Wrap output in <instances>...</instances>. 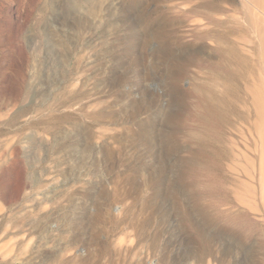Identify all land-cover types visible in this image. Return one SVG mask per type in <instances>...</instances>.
I'll return each mask as SVG.
<instances>
[{"label":"rangeland","instance_id":"rangeland-1","mask_svg":"<svg viewBox=\"0 0 264 264\" xmlns=\"http://www.w3.org/2000/svg\"><path fill=\"white\" fill-rule=\"evenodd\" d=\"M0 264H264V0H0Z\"/></svg>","mask_w":264,"mask_h":264},{"label":"bare ground","instance_id":"bare-ground-1","mask_svg":"<svg viewBox=\"0 0 264 264\" xmlns=\"http://www.w3.org/2000/svg\"><path fill=\"white\" fill-rule=\"evenodd\" d=\"M167 2L169 1V0H166ZM171 2L172 1H175V0H170ZM181 1H186V0H181ZM224 0H212V2H214V3H221V2H223ZM214 6V5H213ZM215 8H216V6H215ZM217 9V8H216ZM223 40V39H222ZM85 42V41H84ZM91 42V41H90ZM87 45V44H86ZM86 49V48H85ZM233 79V78H232ZM76 161V160H75ZM134 162V161H133ZM73 172V171H72ZM68 203V202H67ZM68 205V204H67ZM72 216V215H71ZM56 222V221H55ZM74 224V223H73ZM43 225V224H42ZM41 225V226H42ZM37 227H39L40 228V225L39 226H37ZM39 228H37V230L39 229ZM46 228V227H45ZM44 228V226H43V229L42 230H40V231H46V229ZM52 229V228H51ZM36 230V229H35ZM55 230V229H54ZM54 230H52V231H54ZM47 231H48V226H47ZM46 231V232H47ZM72 232H74V231H72ZM39 233V232H38ZM45 233V232H44ZM41 234V233H40ZM74 234H76V233H74ZM57 236V235H56ZM42 237H44V234H43V236H41L40 238L42 239ZM71 237V236H70ZM60 238V237H59ZM72 239H71V241L73 240V242L71 243L70 241H68V246L67 247H64V245H63V247L64 248H67V249H71V250H74V247H75V244H74V240H75V238H77L75 235L74 236H72L71 237ZM65 239V238H64ZM60 240V239H59ZM62 240V239H61ZM63 242H65V240L63 241ZM67 243V242H66ZM65 243V244H66ZM70 243V244H69ZM66 246V245H65ZM62 247V248H63ZM34 258V257H33Z\"/></svg>","mask_w":264,"mask_h":264}]
</instances>
